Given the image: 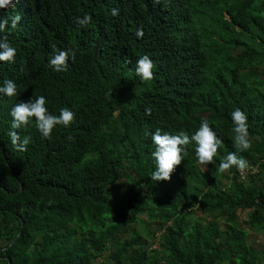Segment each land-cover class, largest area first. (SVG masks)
<instances>
[{"label":"trees","instance_id":"trees-1","mask_svg":"<svg viewBox=\"0 0 264 264\" xmlns=\"http://www.w3.org/2000/svg\"><path fill=\"white\" fill-rule=\"evenodd\" d=\"M85 13L92 21L79 27ZM14 15L17 27L0 32L17 50L0 61V86L17 85L16 96L0 94V264H143L140 235L119 241L139 214L157 228L172 219L165 264H256L244 231L228 235L218 223L231 228L247 209L248 222L264 227V190L238 182L235 167L218 168L235 151L230 114L239 107L252 146L238 155L257 165L250 177L264 172V0H16L0 9V18ZM51 44L76 50L67 71L49 66ZM146 53L154 79L144 82L134 69ZM41 95L50 113L67 107L75 119L47 139L32 118L15 129L30 137L18 151L11 108ZM203 118L222 141L214 164H199L192 142L170 180L152 181L151 133L191 135ZM193 203L210 216L185 224ZM106 242L111 251L96 259Z\"/></svg>","mask_w":264,"mask_h":264},{"label":"clouds","instance_id":"clouds-1","mask_svg":"<svg viewBox=\"0 0 264 264\" xmlns=\"http://www.w3.org/2000/svg\"><path fill=\"white\" fill-rule=\"evenodd\" d=\"M154 2H158V0H154ZM15 7L16 0H0V9L6 10ZM118 14L119 9H111V15L117 16ZM20 20L21 15L0 18V32H4L9 26L11 28H16ZM91 21V15L85 13L83 16L75 17L74 22L79 27H86L91 23ZM136 35L138 38H142L144 35L143 30L138 29L136 31ZM50 47L53 49V53L49 59V66L57 72L67 71L69 67V61H74L76 58V50L72 47L60 49L57 48L55 44H51ZM16 54V48L11 46L7 40V37L4 36L0 38V61H14ZM153 68V60L150 55L146 53L137 59L134 69L135 75L141 81H151L154 79ZM0 94H3L7 97L16 96L17 85L14 80H3L2 86H0ZM45 105L46 97L41 95L35 98L31 97L28 101H19L11 108L10 116L12 117V123L11 130L9 131L8 135L10 137L11 144L15 146L16 150L21 152L27 151V145L30 142V137L25 136L21 140V137L19 136L18 132L15 131V129L28 127L32 118H35V127L37 130L44 138L47 139L51 138L53 129L57 125L69 127L74 121L75 114L69 108H61L59 110V114L57 115L50 113ZM145 115H152L151 107L145 108ZM230 115L233 123L232 130L235 133L233 138V146L235 151L228 153L227 156L220 161L218 172L225 173L229 169L235 167L237 169L235 172L236 176H243L248 172L249 166L251 169H253L252 166L257 167V165L249 164L245 158L238 155L239 152L249 150L252 146L248 130V117L247 114L239 107L232 111ZM69 139L71 138L69 137ZM151 140L155 145V150L151 153L155 168L151 172L150 178L154 182L171 179V174L184 159L182 153L186 151L185 146L189 145L190 143L195 142V154L198 163L201 165H208L210 163L214 164V157L217 154L218 148L222 144V141L218 138L217 133L210 126L207 118H203L200 121V126L191 135H189L186 131H180L179 134L175 135L168 132L162 133L161 130L157 128L155 132L151 133ZM125 188L123 186L121 190L124 191ZM162 226L164 229L166 224L164 225L163 223Z\"/></svg>","mask_w":264,"mask_h":264},{"label":"rangeland","instance_id":"rangeland-1","mask_svg":"<svg viewBox=\"0 0 264 264\" xmlns=\"http://www.w3.org/2000/svg\"><path fill=\"white\" fill-rule=\"evenodd\" d=\"M253 169L249 166L248 172L243 176L238 175L237 181L247 186L253 179L254 185L264 190V172H260L255 177H250V174L257 172V167L252 166ZM260 180H259V179ZM223 186L226 188L230 187V181L222 180ZM162 193V192H161ZM160 194H158L159 196ZM194 204H192L190 212L183 218V222L185 224L198 220L203 221V219H208L210 214L207 211H201L194 208ZM249 211L247 209L237 210L236 215L229 222L232 227L226 226L221 220H219V227L224 230L228 235H231L233 232H239V230H243V240L246 242L248 247L250 248L251 253L254 256V260L256 264H264V227L253 225L248 222ZM149 217L144 214H139L138 218L135 222H133L129 228V231H125L123 234H120L119 241H123L126 236H128L131 232L132 236L138 234L144 239V249L147 253V257L143 259V264H165L166 262L163 260L165 256V251L161 245L162 235L165 233V228L163 226L157 228V222H152ZM153 220L156 219V216L152 217ZM176 218V217H175ZM175 218H173L175 220ZM172 224V220H167L164 222V225ZM3 242V239L0 238V243ZM229 242H232V237L229 238ZM123 243V242H121ZM231 249V248H230ZM111 251V246L109 242H106L103 249L99 251V256L96 259L105 258L106 254ZM128 251V250H127ZM231 252V250H230ZM130 253V250H129ZM151 255V256H150ZM156 257L155 259L153 257ZM230 257V253L226 252V254L221 256V261L226 263ZM128 258H124L123 262L126 263Z\"/></svg>","mask_w":264,"mask_h":264},{"label":"bare ground","instance_id":"bare-ground-1","mask_svg":"<svg viewBox=\"0 0 264 264\" xmlns=\"http://www.w3.org/2000/svg\"><path fill=\"white\" fill-rule=\"evenodd\" d=\"M251 24V23H250Z\"/></svg>","mask_w":264,"mask_h":264}]
</instances>
